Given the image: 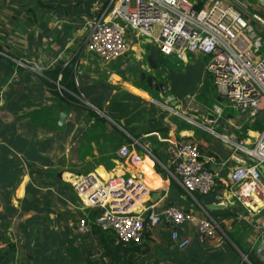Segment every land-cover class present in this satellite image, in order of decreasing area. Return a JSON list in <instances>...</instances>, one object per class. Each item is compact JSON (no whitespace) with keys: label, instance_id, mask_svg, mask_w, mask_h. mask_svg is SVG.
<instances>
[{"label":"crops","instance_id":"1","mask_svg":"<svg viewBox=\"0 0 264 264\" xmlns=\"http://www.w3.org/2000/svg\"><path fill=\"white\" fill-rule=\"evenodd\" d=\"M107 2L0 0V264H238L244 255L252 264L248 252L264 248V207L249 209L227 180L237 157L250 159L240 147L258 136L249 125L259 117L226 106L201 52H158L161 77L148 59L149 37L129 33L127 50L111 60L89 52L84 20ZM60 64L72 69L78 101L63 96L62 89L73 92L57 79L54 89L48 83L46 71ZM142 73L156 82L153 92ZM184 140L199 145L215 173L208 193H188L175 175V147ZM142 165L151 170L148 181ZM90 171L142 180V204L208 216L222 240L197 241L190 222L178 227L191 239L184 248L165 221L145 227L138 244L94 224L78 232L86 208L74 185Z\"/></svg>","mask_w":264,"mask_h":264},{"label":"built area","instance_id":"2","mask_svg":"<svg viewBox=\"0 0 264 264\" xmlns=\"http://www.w3.org/2000/svg\"><path fill=\"white\" fill-rule=\"evenodd\" d=\"M255 1L264 6V0ZM247 3L248 0H209L202 4L195 0H108L105 8L84 20L88 29L86 46L99 59L111 60L127 50V36L131 33L149 37L162 55L180 58L201 52L205 55V70L226 106L238 115L255 118L264 114V33L255 25L264 27V17L257 11H245ZM168 109L178 111L171 105ZM240 148L250 159L236 158L238 163L230 170L227 183L233 186L237 199L248 204L249 209L259 204L254 212H261L264 125L251 145ZM174 170L190 194L208 193L217 185L215 173L206 166L192 140L177 143ZM74 186L86 208L77 218L78 232H87L94 224L112 232L122 243H139L146 223L165 221L171 227L174 245L184 248L191 239L179 235L178 227L190 222L196 228L197 241L222 240L215 221L208 216H198L175 205L157 209L153 203L142 204L147 188L142 180L130 175L114 173L102 177L90 171L81 175ZM255 195L262 196V203L253 200ZM91 207L97 209L93 217L87 212ZM259 227L264 233V213ZM259 256L264 262V248ZM243 259L248 261L245 255Z\"/></svg>","mask_w":264,"mask_h":264},{"label":"trees","instance_id":"3","mask_svg":"<svg viewBox=\"0 0 264 264\" xmlns=\"http://www.w3.org/2000/svg\"><path fill=\"white\" fill-rule=\"evenodd\" d=\"M261 13L264 15V11L263 10H261ZM255 25H256V28H258L262 33H264V27L263 26H261L259 24H255ZM46 73L52 77V82L48 81V83H49L50 86H52L53 89L56 86L55 80L57 79L68 90L73 92V93H70V92H67L65 89L64 90L62 89L63 96L65 98H67V99H70V100H73V101H78L77 97L74 96V94H76L79 89L76 86V84L74 83V79H73V75L74 74H73L71 68L62 67L61 64H60V65H57V66L47 70ZM58 74H61L60 79L58 78ZM55 92H56V90H55ZM257 117H262V118H257ZM257 117H255V118L259 119L260 121L256 120L254 123H251L249 125V127H252L254 129H257V130H261L263 128V125H264V115L263 116H257ZM198 147H199V145H198ZM141 169L142 170H140V171L142 173L144 172V177L148 181L152 177L151 170L150 169L148 170V167L145 166V165H142ZM130 171H137V170H132L131 169ZM89 210H90V213H89L90 217H93L96 214V212H97L96 207H91V208H89ZM82 215L83 214H81V216ZM148 225H150V224L146 223L145 227L147 228ZM129 243H133V242H129ZM135 243H137V242H135ZM248 256H249V258H250V260H251V262L253 264H263V261L258 256L256 251L248 252Z\"/></svg>","mask_w":264,"mask_h":264},{"label":"rangeland","instance_id":"4","mask_svg":"<svg viewBox=\"0 0 264 264\" xmlns=\"http://www.w3.org/2000/svg\"><path fill=\"white\" fill-rule=\"evenodd\" d=\"M249 3H247V8L245 9V11L247 12H251V11H257L258 14H260L262 17H264V15L261 13V10L264 11V6L260 3H258L257 1L255 0H248ZM76 3L73 4V6H77L75 5ZM88 16V15H87ZM259 30V29H258ZM85 46H86V43H85ZM86 49H88L89 52L92 53L91 50H89V48L86 46ZM159 54V53H158ZM160 56V55H159ZM161 69V68H160ZM160 69H157L156 67V70H155V73L158 77H161L162 75V72ZM150 76L146 75L145 73H142V81H146V84L148 85V87H146L147 89H149L150 91H154V88L157 87L156 86V82H153V80L151 78H149ZM260 116V115H259ZM259 118H262V117H259ZM241 259V260H240ZM239 260L242 262V264H248L247 261L245 259H243V256L241 258V256H239ZM253 264V263H252Z\"/></svg>","mask_w":264,"mask_h":264},{"label":"water","instance_id":"5","mask_svg":"<svg viewBox=\"0 0 264 264\" xmlns=\"http://www.w3.org/2000/svg\"><path fill=\"white\" fill-rule=\"evenodd\" d=\"M228 2H231V0H227ZM151 40V39H150ZM158 50H157V47L155 46V44L154 43H152L151 45H150V51H149V55H148V59H149V61H150V63H151V65L153 66V67H157V65H158ZM149 78H151L152 80H154L153 79V77H149ZM169 96L170 97H173L174 95L172 94V93H167L166 94V97H168L169 98ZM260 169L262 170V172H263V174H264V163H261L260 164ZM217 206V205H216ZM259 207V204H256V206H254L253 207V209H254V211H256V209Z\"/></svg>","mask_w":264,"mask_h":264}]
</instances>
